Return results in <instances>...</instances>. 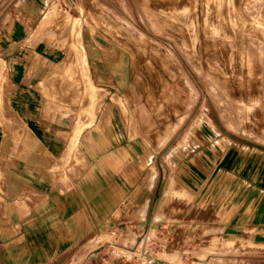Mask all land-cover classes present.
Returning <instances> with one entry per match:
<instances>
[{"label":"rangeland","instance_id":"1","mask_svg":"<svg viewBox=\"0 0 264 264\" xmlns=\"http://www.w3.org/2000/svg\"><path fill=\"white\" fill-rule=\"evenodd\" d=\"M51 8L45 32L61 49L79 43L101 52V67L109 61L108 98L130 152L114 172L140 167L102 233L83 237L80 247L96 249L66 264H264V0H54ZM137 44L144 52L132 58ZM140 197L148 204L135 220ZM9 211L0 203V264L32 263L30 237L14 234Z\"/></svg>","mask_w":264,"mask_h":264},{"label":"crops","instance_id":"2","mask_svg":"<svg viewBox=\"0 0 264 264\" xmlns=\"http://www.w3.org/2000/svg\"><path fill=\"white\" fill-rule=\"evenodd\" d=\"M53 1L0 0V203L14 234L30 237L29 264H66L94 251L80 247L83 237L102 233L115 196L140 171L114 172L130 152L129 131L108 98L109 61L101 67L98 49L58 46L45 32Z\"/></svg>","mask_w":264,"mask_h":264},{"label":"bare ground","instance_id":"3","mask_svg":"<svg viewBox=\"0 0 264 264\" xmlns=\"http://www.w3.org/2000/svg\"><path fill=\"white\" fill-rule=\"evenodd\" d=\"M55 12H57V9H55L54 10V14H55ZM52 17V16H51ZM66 19H68L70 22H71V24H72V30H71V32H72V34H74V32L76 31V33H77V35H78V30L80 29V24H79V21L78 20H76L75 18L73 19V18H71L70 16H68L67 15V18ZM73 21V22H72ZM62 25V27L64 26L63 24H61ZM77 45V47H75V48H73L75 51H83V48H82V46H80V44L79 43H77L76 44ZM75 45V46H76ZM135 49H137V51L138 52H131L130 53V55H131V57L133 58L135 55L134 54H136V53H141L142 51L144 52V46H143V44H137L136 45V48ZM136 51V50H135ZM147 57V56H146ZM146 60H147V62H148V59L146 58ZM135 69V68H134ZM135 74V73H134ZM103 79V78H102ZM139 79V78H138ZM97 80H99V79H97ZM139 81H134L133 83H138ZM221 83L222 85H224L225 87H224V93L226 94V95H231V93L229 92V90H228V88H226V87H228L227 86V81L226 80H224V78H221V77H218V79H217V81H216V83ZM218 85V84H217ZM219 86V85H218ZM220 87V86H219ZM222 90V89H221ZM174 128H175V126H174ZM173 128V129H174ZM170 132H172V131H170ZM169 132V133H170ZM187 141V140H186ZM185 141V142H186ZM179 149L180 148H175L174 149V152L173 153H176L177 154V152L179 151ZM173 181V180H172ZM172 185V184H171ZM183 191V190H182ZM172 194H173V192H172ZM184 194V193H183ZM182 197H184V196H182ZM171 198V193H169V192H167V193H165V194H163V199H162V201H161V203H159L158 204V207H157V209H156V211H155V215H154V220L157 222L158 220H160V219H162L163 218V216L164 215H166L165 214V209H164V207H165V203H166V201H168L169 199ZM139 211L137 212V214L135 215V220H143L144 219V217H145V213H146V208H147V198H145V199H143V200H141L139 203ZM173 211V209H171V210H169V213L170 212H172Z\"/></svg>","mask_w":264,"mask_h":264}]
</instances>
